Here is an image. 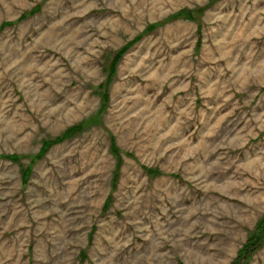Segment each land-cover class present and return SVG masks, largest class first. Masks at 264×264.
Segmentation results:
<instances>
[{"label":"rangeland","instance_id":"obj_1","mask_svg":"<svg viewBox=\"0 0 264 264\" xmlns=\"http://www.w3.org/2000/svg\"><path fill=\"white\" fill-rule=\"evenodd\" d=\"M260 224L264 0H0V264H264Z\"/></svg>","mask_w":264,"mask_h":264},{"label":"trees","instance_id":"obj_2","mask_svg":"<svg viewBox=\"0 0 264 264\" xmlns=\"http://www.w3.org/2000/svg\"><path fill=\"white\" fill-rule=\"evenodd\" d=\"M188 17L191 18L190 16H188ZM73 131L78 132V131H80V128L79 127H76V128L73 129ZM70 136H72V135H70ZM60 141H61L60 139L57 140V143H60ZM45 145L50 147L52 144L46 143ZM111 152H112V154L114 156H116L119 159V157H118V150H116L114 147H112ZM115 183L116 182L113 181V189L115 188ZM106 210H107V208L104 207V211H106ZM260 225L262 226L260 228V230H262L264 224H260ZM252 241L253 242L250 241L251 243L249 242L250 244H247V246L244 247V250L241 251L242 252L241 253V261H242V259H244L243 261H246L254 253H256V251H258L262 247L261 243H259V241H260L259 236H258V238H256L255 240H252ZM242 264H244V263L242 262Z\"/></svg>","mask_w":264,"mask_h":264}]
</instances>
